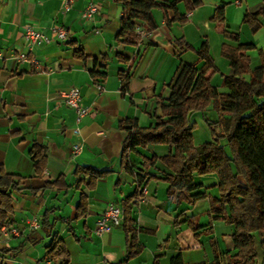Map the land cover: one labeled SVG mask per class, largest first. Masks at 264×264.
Masks as SVG:
<instances>
[{
    "label": "crops",
    "instance_id": "0c3cea01",
    "mask_svg": "<svg viewBox=\"0 0 264 264\" xmlns=\"http://www.w3.org/2000/svg\"><path fill=\"white\" fill-rule=\"evenodd\" d=\"M198 1L189 13L182 3L177 5L178 13L186 17L184 24L166 26L162 14L154 10L157 28L136 46L127 47L115 41L122 15L117 0H72L68 12H63L62 0H0V166L21 178V191L12 193L13 212L0 231V251L9 250L2 264L122 263L127 257L123 212L120 226L109 233L97 236L95 223L108 203L122 211L121 204L137 191L142 195L131 200L130 218L140 251L126 259L127 264H214L225 253H234L233 227L210 212V201L219 198L215 175L193 176L196 188L191 193L204 194L205 199L175 205L167 199L163 180L169 170L159 161L143 163L166 156L168 147L147 145L121 157L126 131L120 123L135 120L139 127L152 126L178 70L196 62L185 45L195 50L215 32L219 50L222 45L236 46L221 39L222 32L231 33L225 24L230 0ZM89 3L97 6V14L84 21L81 12ZM222 6L224 22H213L214 10ZM254 11L246 8L239 14L242 29L243 16ZM261 24L264 29V19ZM53 25L67 32L66 39L53 38L29 49L24 29L48 33ZM231 34L240 44L256 48L254 43H241L238 33ZM176 40L185 45L178 46ZM76 47L84 59L75 56ZM22 54L25 61L18 60ZM219 61L220 75H228L229 61L222 56ZM102 64L105 70L99 69ZM92 69L104 71L105 78L93 80ZM123 77H127L124 89ZM70 88L78 90L88 109L77 126L78 135L73 133L74 112L59 96ZM76 143H81V152L74 156ZM34 145L45 149V169L39 178L30 156ZM138 177H144L140 186ZM81 200L82 215L77 209ZM34 219L40 224L36 230L29 228ZM44 221L46 228L41 227ZM49 230L61 240L65 262L46 260ZM259 235L264 243V233Z\"/></svg>",
    "mask_w": 264,
    "mask_h": 264
},
{
    "label": "trees",
    "instance_id": "16d2710c",
    "mask_svg": "<svg viewBox=\"0 0 264 264\" xmlns=\"http://www.w3.org/2000/svg\"><path fill=\"white\" fill-rule=\"evenodd\" d=\"M117 2L121 5L122 15L115 41L127 47L136 46L143 39L136 34L137 28L146 34L157 28L152 14L154 10H158L165 25L170 26L172 23L186 22V17L177 11L179 3L183 4L188 13L199 5L198 0ZM169 13L171 18H168ZM262 19L264 0L257 10L243 16L242 24L248 27L251 34H255L262 28ZM211 20L224 22L223 6L214 10ZM222 35L225 40L236 44L235 47L221 46V56L230 65V73L222 76L226 92L220 93L211 85V77L217 73V69L209 55L207 42H202L200 48L194 50L183 41L176 40L178 46L185 45L186 50L195 53L197 60L194 64H184L178 70L168 85L169 96L160 103V116L154 117L152 126L139 127L135 120L120 123L121 129L126 131L121 157L124 159L127 152L147 145L168 147L166 156L143 159V163L150 166L159 161L169 170L170 173L163 180L167 183V199L175 205L183 202L195 205L205 199L204 194L191 193L196 188L193 176L215 175L219 198L210 201V212L215 219H221L233 227L231 240L234 253H225L221 262L216 259L214 264H264V243L260 244L262 259L259 263L253 242V234L264 232V51L258 52L259 66L250 69L247 51L255 47L240 44L237 35L225 31ZM74 54L85 58L79 47L74 49ZM106 60L102 57L101 62L106 64ZM93 62L96 64L97 60ZM103 64L99 69L105 70ZM90 75L93 80L106 76L104 71L95 69L90 71ZM126 82L127 77H123L122 89L126 87ZM210 103L217 112L216 120L207 121L211 142L195 147L192 142V114L203 112ZM30 156L36 176L42 177L46 163L44 147L34 145ZM137 182L140 186L144 177H138ZM18 191H21V178L6 173L0 166V231L7 225L13 212L12 193ZM141 195L142 192L137 191L121 204L127 260L140 251L138 231L130 218V202L139 200ZM84 205L81 200L77 208L81 215ZM46 225L44 221L41 227ZM47 234L51 242L46 247V260L55 262L60 259L65 262L67 256L61 240L50 234V230ZM7 253L9 250L0 251V264ZM126 259L120 264H127Z\"/></svg>",
    "mask_w": 264,
    "mask_h": 264
},
{
    "label": "rangeland",
    "instance_id": "374dc122",
    "mask_svg": "<svg viewBox=\"0 0 264 264\" xmlns=\"http://www.w3.org/2000/svg\"><path fill=\"white\" fill-rule=\"evenodd\" d=\"M261 2L262 0H245L244 2L242 0L241 6H235L234 0H230V5L226 10L227 19L225 21V24L226 27L228 28V31L231 33H238L240 35L241 43H254L256 46L255 49L247 51V55L250 61V69L259 66L258 52L264 51V29L261 28L255 34L249 33L246 25L244 26V24L242 29L239 14L245 11L246 8L250 9L251 11L257 10L258 7L261 5ZM239 10L240 12H238ZM214 33H209V39L206 38L207 40L206 39L203 40L204 42H207L209 48V55L211 59L213 60V62L217 61L216 63L218 65L216 66V64L214 63L217 69V73L212 75L214 77L213 78L211 77L212 79L210 80V82L213 84V86H219V88H217L218 92L225 93L226 90L222 86H220L221 79L223 78L218 70V67L220 69V67L222 66L221 62L219 61V57L221 56L220 55L221 48L219 50V40L217 41V38L215 37ZM222 38L224 37H221V39ZM200 45L201 44L196 45L197 48L195 50H198L200 48ZM218 50L219 53H217ZM246 80H248V77H246ZM216 118H217V112L213 108L212 103L208 104L203 112H195L192 114L191 121L194 123L193 131H192V142L195 147H198V145L201 146L205 143L211 142V133L207 125V121H214L216 120ZM226 151H228L227 147H226ZM221 231H225L224 227L221 229ZM259 236H260L259 233L253 234V242L256 246L257 255H260L262 259V249L260 247Z\"/></svg>",
    "mask_w": 264,
    "mask_h": 264
},
{
    "label": "built area",
    "instance_id": "2783aa9c",
    "mask_svg": "<svg viewBox=\"0 0 264 264\" xmlns=\"http://www.w3.org/2000/svg\"><path fill=\"white\" fill-rule=\"evenodd\" d=\"M100 2L108 0H99ZM241 0H234L235 6H240ZM72 0H62L63 12H68L71 8ZM97 14V6L93 3L87 4V6L81 12V18L84 21H90ZM136 34L140 38H145L149 34H146L142 29L137 28ZM24 40L27 43L29 49H31L36 44H49L53 38L59 41H64L67 37V32L59 26L53 25L49 28L48 33L35 31L32 27H26L24 29ZM26 55L22 54L18 56L19 61H25ZM98 90H101L97 86ZM59 96L63 99L64 104L74 112V123L75 128L73 129L74 135H78V125L81 120L88 114V109L81 104V97L77 89L70 88L67 91L60 92ZM81 152V143H76L72 146V155L76 156ZM122 220V211L119 206L114 203H108L104 212L100 218L95 223V234L101 236L103 234L109 233L113 228L120 226ZM40 227L37 220H32L29 223V228L36 230ZM4 228H2L3 230ZM1 230V231H2ZM13 234H16V230H12Z\"/></svg>",
    "mask_w": 264,
    "mask_h": 264
}]
</instances>
